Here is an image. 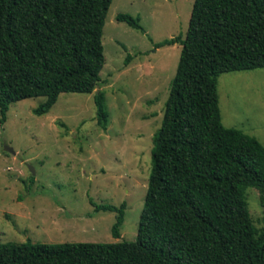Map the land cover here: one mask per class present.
Listing matches in <instances>:
<instances>
[{
  "label": "trees",
  "instance_id": "trees-1",
  "mask_svg": "<svg viewBox=\"0 0 264 264\" xmlns=\"http://www.w3.org/2000/svg\"><path fill=\"white\" fill-rule=\"evenodd\" d=\"M112 0H0V124L15 102L44 97L47 114L63 93L91 94L105 64L103 29ZM116 20L143 31L140 19ZM159 130L133 242L0 244V264H264L262 228L252 224L244 189L264 201V146L221 124L216 82L223 73L264 69V0H194ZM129 58V57H128ZM127 58V61H128ZM97 124L108 111L93 96ZM115 214L125 203L97 205ZM259 233L257 237L254 233Z\"/></svg>",
  "mask_w": 264,
  "mask_h": 264
},
{
  "label": "rangeland",
  "instance_id": "rangeland-1",
  "mask_svg": "<svg viewBox=\"0 0 264 264\" xmlns=\"http://www.w3.org/2000/svg\"><path fill=\"white\" fill-rule=\"evenodd\" d=\"M194 0H112L102 35L105 64L91 94H60L47 114L44 97L15 102L0 124V244L133 242L159 130L181 46L155 44L184 36ZM140 19L143 31L116 20ZM129 57V58H128ZM128 58V61H127ZM221 124L264 146V69L211 77ZM102 92L108 123L96 121ZM7 149H11L12 153ZM244 189L253 226L262 228L264 201ZM125 203L119 238L115 214L91 205ZM257 237L259 233L253 232Z\"/></svg>",
  "mask_w": 264,
  "mask_h": 264
},
{
  "label": "water",
  "instance_id": "water-1",
  "mask_svg": "<svg viewBox=\"0 0 264 264\" xmlns=\"http://www.w3.org/2000/svg\"><path fill=\"white\" fill-rule=\"evenodd\" d=\"M98 93V92H97ZM8 152L12 153V150L11 149H7Z\"/></svg>",
  "mask_w": 264,
  "mask_h": 264
}]
</instances>
